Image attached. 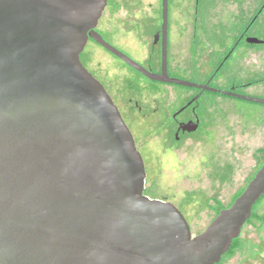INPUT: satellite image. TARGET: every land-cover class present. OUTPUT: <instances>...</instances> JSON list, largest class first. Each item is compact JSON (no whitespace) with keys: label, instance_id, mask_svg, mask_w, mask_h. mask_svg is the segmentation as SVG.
I'll return each instance as SVG.
<instances>
[{"label":"water","instance_id":"1","mask_svg":"<svg viewBox=\"0 0 264 264\" xmlns=\"http://www.w3.org/2000/svg\"><path fill=\"white\" fill-rule=\"evenodd\" d=\"M106 4L0 0V264H216L264 195V161L192 235L174 203L144 194L134 136L80 54L92 38L150 79L264 99L148 72L95 31ZM161 20L165 36L168 0Z\"/></svg>","mask_w":264,"mask_h":264},{"label":"rangeland","instance_id":"2","mask_svg":"<svg viewBox=\"0 0 264 264\" xmlns=\"http://www.w3.org/2000/svg\"><path fill=\"white\" fill-rule=\"evenodd\" d=\"M116 1L113 9L105 12L102 21L103 24H114L116 29L109 41L115 45L131 42L130 36L124 35L122 31L126 28L128 18H132L138 9L141 8L152 17L149 21H161V0ZM200 1L199 20L203 26L214 29L216 34L228 31L231 36L258 7V19L252 28L256 36L264 39V0ZM193 8L194 0H168L169 20L181 23L183 30L179 36L185 44L190 38ZM217 37L215 40H218ZM262 47L264 44H258L256 75L259 78L264 77ZM85 54H92L95 62H101L103 67L109 64L111 72L115 66H121L117 58L93 42L87 43ZM254 66L251 64L243 69L252 72ZM237 73L232 70L223 72L221 82L226 87L242 83ZM135 79L142 84L148 83L143 77L136 76ZM238 89L241 91L239 93L264 99V81ZM172 92V87L168 85L167 93L171 96ZM223 97L224 103L220 104L219 111H215L212 117V134L196 141L181 142L174 155L163 154L159 133L154 125L159 119L158 114L143 117L136 113L132 121V133L140 140L148 192L174 202L186 218L192 235L203 231L215 217V199L227 206L235 194L246 186L259 168L264 154V104L229 95ZM257 148L258 155H254ZM255 207L256 213L262 216V223L253 219L252 223L244 224L238 237V246L220 264H264V201H259Z\"/></svg>","mask_w":264,"mask_h":264},{"label":"flooded vegetation","instance_id":"3","mask_svg":"<svg viewBox=\"0 0 264 264\" xmlns=\"http://www.w3.org/2000/svg\"><path fill=\"white\" fill-rule=\"evenodd\" d=\"M116 3V0H107L95 31L110 45L155 75H161L165 72L170 78L188 80L198 85H208L216 89H226L215 84V77L229 68L232 59L239 55L243 45L256 44L247 43L246 38L256 36L253 34L252 26L258 19V7L249 17L247 25L238 31L231 41L224 33H218L217 37L214 29L203 26V22L199 20L201 1L194 0L191 38L188 44L181 42L179 35L183 28L180 22H170L169 12L164 36L162 20L159 23L158 21H149L151 16L140 8L136 12L138 15L135 13L133 16L131 15L132 18H128L126 28L122 31L124 35L130 36L131 42L115 45L109 41L111 33L116 29L114 24L112 22L103 24L102 21L105 12L113 9V5L115 6ZM133 17L136 18L135 21ZM117 30L120 29L117 28ZM214 36L218 38L217 41ZM88 42H93L117 58L121 66H115L114 71L111 72L112 68L109 64L103 67L101 62H95L92 54L89 56L85 54V47ZM87 43L80 54V60L87 70L103 84L131 132L133 117L136 113L143 117L158 114L159 119L154 125L159 133L164 155L176 154L178 145L183 141H196L212 134V129H214L212 117L215 111H219L220 104L224 103L222 101L225 100L223 95L226 94L198 86H185L150 79L92 38H88ZM163 52H165L164 66L162 62ZM111 59L110 62L113 61ZM89 65L91 66L89 67ZM136 76L145 78L148 83L137 82ZM168 85L173 89L171 96L167 93ZM134 140L137 149L142 154L140 140L136 135ZM254 155H258V148L254 150ZM143 192L150 198L172 202L167 197L154 196L148 192L146 178ZM261 200L264 201V195H262ZM214 203L215 211L219 206L226 207L217 199L214 200ZM219 210L216 211V214ZM253 219L258 220L259 223L263 221L262 216L257 214L255 209L254 215L251 214L246 223H252Z\"/></svg>","mask_w":264,"mask_h":264},{"label":"crops","instance_id":"4","mask_svg":"<svg viewBox=\"0 0 264 264\" xmlns=\"http://www.w3.org/2000/svg\"><path fill=\"white\" fill-rule=\"evenodd\" d=\"M248 19H247V21H245V23H243V25L247 24ZM243 25H242V27H240L237 30V32L233 36H231L228 31L225 33V30H223V32L221 34L224 33L225 36L229 37L232 41V39L235 37V35L238 33V31H240L243 28ZM254 32H255V30H254ZM254 32H253V34H254ZM189 34H190V38H191V26H190V33ZM217 34L215 33V36H217ZM255 37L258 38V36H255ZM190 38L188 40V43L190 42ZM260 39H262V38H260ZM262 48H264V47H262ZM251 64L255 65L254 71L247 72L248 70L243 69L244 67H247L248 65H251ZM229 70H232L233 72H238L237 74H238L239 79L242 83H246V82L251 81V80H257L259 78L256 75L258 73V44L243 45V47L239 51V55L236 56V58L232 59L229 68L226 69L225 71H229ZM214 81H215V84L222 86V87H226L224 82L223 83L221 82V75L220 74L215 77Z\"/></svg>","mask_w":264,"mask_h":264},{"label":"trees","instance_id":"5","mask_svg":"<svg viewBox=\"0 0 264 264\" xmlns=\"http://www.w3.org/2000/svg\"><path fill=\"white\" fill-rule=\"evenodd\" d=\"M259 81H264V77H261V78H259V79H257V80H251V81H248V82H246V83L232 84V85L227 86V87H225V88L228 89V90H233V91H235V92H241V91L238 89L239 87L248 86V85H251V84L256 83V82H259ZM262 161H264V155H263L262 158H261V162H262ZM242 190H243V188H242L239 192H237V193L235 194V196L232 198L231 202L235 199V197H237V196L241 193ZM261 197H262V196H261ZM261 197L256 201V203H255L254 206H253V209H252V214H253V215H254V209H255V206H256V204L261 200ZM231 202H230V203H231ZM230 203H229V204H230ZM229 204H228V205H229ZM228 205H227V206H228ZM221 208H222V206H219V207L217 208L216 211H218V210L221 209ZM238 241H239V240H238V237L235 238V239H233V241H232V243H231V245H230L228 251L222 255L221 260H222L224 257L228 256L231 252H233V250L238 246ZM221 260H220L218 263H216V264H220Z\"/></svg>","mask_w":264,"mask_h":264}]
</instances>
